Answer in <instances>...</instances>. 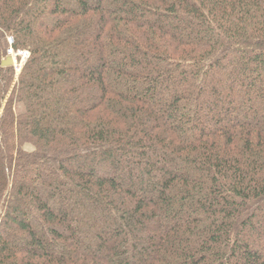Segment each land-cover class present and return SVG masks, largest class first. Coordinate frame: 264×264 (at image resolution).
<instances>
[{"label": "trees", "instance_id": "16d2710c", "mask_svg": "<svg viewBox=\"0 0 264 264\" xmlns=\"http://www.w3.org/2000/svg\"><path fill=\"white\" fill-rule=\"evenodd\" d=\"M0 264H264V0H0Z\"/></svg>", "mask_w": 264, "mask_h": 264}, {"label": "rangeland", "instance_id": "374dc122", "mask_svg": "<svg viewBox=\"0 0 264 264\" xmlns=\"http://www.w3.org/2000/svg\"><path fill=\"white\" fill-rule=\"evenodd\" d=\"M10 39H12V37H8L7 38V42H8V48H7V51L11 48V46L13 45V43H12V45H10V43H9V40ZM13 40V39H12ZM14 51V50H13ZM25 50H23V51H19V52H24ZM19 52H15L14 51V53H16V58H15V66H12V67H14V69H15V71H16V78H15V80H14V83L18 80V75L20 74V72H21V70H22V68H23V66H24V64H25V62H26V60L27 59H22V56H20L18 53ZM27 52V51H26ZM8 56V55H7ZM19 110L22 112V109H20L19 108Z\"/></svg>", "mask_w": 264, "mask_h": 264}, {"label": "built area", "instance_id": "2783aa9c", "mask_svg": "<svg viewBox=\"0 0 264 264\" xmlns=\"http://www.w3.org/2000/svg\"><path fill=\"white\" fill-rule=\"evenodd\" d=\"M9 43H10V45H12L13 40L10 39V40H9ZM18 54H19L20 56H22V59H23V60H24V59H27L28 56H29V53L26 52V51H24V52H19ZM7 55H8L9 57H12L14 60H15V58H16V56H17L16 53H14V51H13L12 48H10V49L7 51Z\"/></svg>", "mask_w": 264, "mask_h": 264}, {"label": "water", "instance_id": "95a60500", "mask_svg": "<svg viewBox=\"0 0 264 264\" xmlns=\"http://www.w3.org/2000/svg\"><path fill=\"white\" fill-rule=\"evenodd\" d=\"M2 65L5 66V67L15 66L14 59H13L12 57H7V58L3 61Z\"/></svg>", "mask_w": 264, "mask_h": 264}, {"label": "bare ground", "instance_id": "6f19581e", "mask_svg": "<svg viewBox=\"0 0 264 264\" xmlns=\"http://www.w3.org/2000/svg\"><path fill=\"white\" fill-rule=\"evenodd\" d=\"M15 61V60H14Z\"/></svg>", "mask_w": 264, "mask_h": 264}]
</instances>
